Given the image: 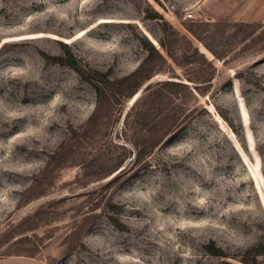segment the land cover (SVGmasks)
Returning a JSON list of instances; mask_svg holds the SVG:
<instances>
[{
  "label": "rangeland",
  "instance_id": "rangeland-1",
  "mask_svg": "<svg viewBox=\"0 0 264 264\" xmlns=\"http://www.w3.org/2000/svg\"><path fill=\"white\" fill-rule=\"evenodd\" d=\"M159 38L169 66L147 43ZM165 78L199 91L168 87L175 118L181 103L189 116L149 150L166 124L155 102L122 123ZM11 255L264 264V0H0V258Z\"/></svg>",
  "mask_w": 264,
  "mask_h": 264
},
{
  "label": "trees",
  "instance_id": "trees-1",
  "mask_svg": "<svg viewBox=\"0 0 264 264\" xmlns=\"http://www.w3.org/2000/svg\"><path fill=\"white\" fill-rule=\"evenodd\" d=\"M173 32H176V31L173 30ZM191 32H193V31H191ZM181 38L185 39L184 36H182ZM157 42H158L161 50H163L164 53L161 52L160 49H157L149 40H147V43L150 45L151 49L156 53V55L160 61V64H162L164 66H166V65L169 66L168 58L171 59L172 61H175V59L173 57V53L171 51V48L168 47V45L165 43V40H163V39L159 38V39H157ZM195 51L197 52V49H195ZM210 65H211V63H209V66ZM212 68H213V66H212ZM161 69L162 68H160V66L153 68L151 73L146 78H151L155 74L159 73L161 71ZM141 85H142V82L138 83L136 85V87L133 89V91L130 93V96L135 95V93L138 92L137 90L139 89V87ZM169 86L181 87L184 90H186L188 93H192L194 91H196V92L199 91V89L197 87L191 88L189 84H185L183 82L175 81L173 79L165 78L162 80L161 79L157 80L154 84H150V83L147 84L141 90L140 93H143L141 95L142 96L141 102L134 105V106L132 105L128 109V111L125 114V117L123 119L122 129L124 131L130 126V123H129L130 113H134L136 115L135 117L137 118V122H140L141 119L144 122L151 115V112L153 111V107H151V105L153 104V102H155V104L157 105L155 107V110L157 111L158 114L159 113L163 114V116H164L163 121L166 120V124L163 125L162 129H160V131H161L160 135L153 138L152 145H150V147L148 148L149 150H151V148H154V146L156 144H158V142L163 140L164 138H165V140H168L169 138H171L173 133L176 132L184 124L185 119L189 116V111H187L188 108L185 107L184 103H181L182 106L179 107L180 112H181L180 113V120H177L175 118V115H176L175 112L177 111L176 106L174 105L176 91L173 89H170V88L168 89ZM95 90L99 91V87L97 86L95 88ZM177 94H180V93H177ZM154 98H156V99H154ZM137 99H138V97H137ZM153 126L156 127V125H153ZM137 152L140 153V150ZM243 262L248 263L247 261H243Z\"/></svg>",
  "mask_w": 264,
  "mask_h": 264
},
{
  "label": "crops",
  "instance_id": "crops-1",
  "mask_svg": "<svg viewBox=\"0 0 264 264\" xmlns=\"http://www.w3.org/2000/svg\"><path fill=\"white\" fill-rule=\"evenodd\" d=\"M0 264H39V263L31 258L11 255L0 258Z\"/></svg>",
  "mask_w": 264,
  "mask_h": 264
},
{
  "label": "water",
  "instance_id": "water-1",
  "mask_svg": "<svg viewBox=\"0 0 264 264\" xmlns=\"http://www.w3.org/2000/svg\"><path fill=\"white\" fill-rule=\"evenodd\" d=\"M150 41L155 45V43L153 42V40L150 39ZM154 41L156 42V45H155V46H156V48H157V46H159V44H158V42H157L156 40H154ZM136 97H137V96H136ZM136 97H135V98H136Z\"/></svg>",
  "mask_w": 264,
  "mask_h": 264
},
{
  "label": "bare ground",
  "instance_id": "bare-ground-1",
  "mask_svg": "<svg viewBox=\"0 0 264 264\" xmlns=\"http://www.w3.org/2000/svg\"><path fill=\"white\" fill-rule=\"evenodd\" d=\"M137 95H138V94L136 93L133 97L135 98ZM132 100H133V98H132Z\"/></svg>",
  "mask_w": 264,
  "mask_h": 264
},
{
  "label": "built area",
  "instance_id": "built-area-1",
  "mask_svg": "<svg viewBox=\"0 0 264 264\" xmlns=\"http://www.w3.org/2000/svg\"><path fill=\"white\" fill-rule=\"evenodd\" d=\"M188 16H189V17L192 16L191 13H188Z\"/></svg>",
  "mask_w": 264,
  "mask_h": 264
}]
</instances>
